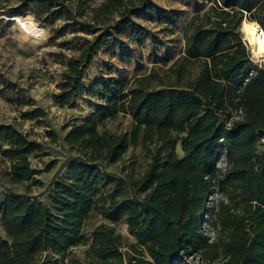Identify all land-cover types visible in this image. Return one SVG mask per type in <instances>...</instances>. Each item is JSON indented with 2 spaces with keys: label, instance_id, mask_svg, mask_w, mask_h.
I'll return each mask as SVG.
<instances>
[{
  "label": "trees",
  "instance_id": "16d2710c",
  "mask_svg": "<svg viewBox=\"0 0 264 264\" xmlns=\"http://www.w3.org/2000/svg\"><path fill=\"white\" fill-rule=\"evenodd\" d=\"M14 1L5 13L29 11L46 22L66 14L52 29L71 33L59 42L69 54L54 58L64 69L53 100L68 105L97 93L100 102L64 132L62 142L73 155L47 203L12 186L0 192V264H189L191 258L264 264V62L253 60L239 31L246 19L264 32V0H187L202 8L180 36L184 12L160 10L154 0L93 6L78 0L77 10L65 0ZM143 16L160 27L152 39L180 44L178 55L142 76L101 73L86 85V69L106 46L134 56L135 41L146 32ZM119 113L130 116L129 125L112 132L106 123ZM40 116L37 108L21 113ZM48 134L51 142L58 139ZM138 145L148 157L142 171L133 163L117 173L106 170ZM41 151L42 144L14 124L0 123V168L9 184L39 183L29 156ZM221 152L223 172L216 166ZM213 179L224 198L213 211L216 237L208 241L200 221ZM92 212L111 224L92 228L83 261L69 257ZM121 220L134 241L116 232Z\"/></svg>",
  "mask_w": 264,
  "mask_h": 264
},
{
  "label": "rangeland",
  "instance_id": "374dc122",
  "mask_svg": "<svg viewBox=\"0 0 264 264\" xmlns=\"http://www.w3.org/2000/svg\"><path fill=\"white\" fill-rule=\"evenodd\" d=\"M80 1L93 6L102 0ZM154 1L160 10L178 7L184 12L176 27L178 36H180V28L188 17L202 8V6H195L193 2L190 3L187 0ZM14 2V0L8 2L0 0V123L14 124L30 138L40 142L42 151L38 155L29 156L31 167L35 171L34 178L39 181L38 184L27 181L11 185L7 181L4 170L0 168V192L12 186L15 193L34 195L40 201L47 203L52 183L64 179V163L69 156L73 155L62 142L64 132L93 111L100 100L97 93L82 94L68 105H61L53 100L52 94L56 90L55 85L64 69L63 64L54 58L59 51L65 55L69 54L68 49L59 47V42L70 37L71 33L65 29L59 35L52 29L62 25L63 17L66 14H62L51 22H46L36 19L29 11L22 14L5 13L4 11ZM65 4L74 10L78 9V0H65ZM27 13L31 14L38 28L33 29V32L39 33V36L43 34V37L35 44L31 42L30 35L24 31L23 20L21 23L17 21V18L24 17ZM139 21L146 32L135 41L137 49L134 56L128 58L115 47L106 46L86 69L83 77V82L86 85L101 73L127 77L142 76L148 74L152 67L160 65L162 58L166 57L171 61L178 55L180 44L177 48H173L171 43L160 41L159 35L154 36L155 41L151 35L160 27L144 16ZM239 31L242 39H245L241 26ZM245 43L253 60L264 62V60L255 58L250 44L247 41ZM34 108L40 109L43 116L32 119L21 117L22 112ZM129 122V115L119 113L106 123V127L112 132H119L125 130ZM50 132L58 136L55 142H51L48 134ZM147 160L146 151L138 145L130 148L121 162L107 165L106 170L117 173L121 167L133 163L137 171H142ZM100 222L111 224L107 218H102L93 212L88 216L82 229L83 241L68 251L69 257L84 260V251L90 241L91 230ZM115 229L126 242H131L123 220L115 224ZM125 249L123 248V250ZM189 262V264H201L195 258L189 259Z\"/></svg>",
  "mask_w": 264,
  "mask_h": 264
},
{
  "label": "bare ground",
  "instance_id": "6f19581e",
  "mask_svg": "<svg viewBox=\"0 0 264 264\" xmlns=\"http://www.w3.org/2000/svg\"><path fill=\"white\" fill-rule=\"evenodd\" d=\"M22 20L23 27H25L24 31L30 35L31 42L35 44L43 37V34L39 36V33L33 32V29L37 28V25L35 24L31 14L27 13L24 17L17 18L19 23H21ZM240 26L244 34L245 41L250 43V49L253 56L259 60H264V33L260 29L259 24L256 21L244 19L241 21Z\"/></svg>",
  "mask_w": 264,
  "mask_h": 264
},
{
  "label": "built area",
  "instance_id": "2783aa9c",
  "mask_svg": "<svg viewBox=\"0 0 264 264\" xmlns=\"http://www.w3.org/2000/svg\"><path fill=\"white\" fill-rule=\"evenodd\" d=\"M229 124V122H227ZM216 166L223 172L226 168L224 152H221L216 160ZM220 176V175H218ZM215 180H212L210 192L205 201V209L201 216L200 232L207 237L208 241H213L216 237V228L212 224L213 211L216 209V204L224 195L217 189ZM197 260V259H196ZM198 262H200L198 260Z\"/></svg>",
  "mask_w": 264,
  "mask_h": 264
},
{
  "label": "crops",
  "instance_id": "0c3cea01",
  "mask_svg": "<svg viewBox=\"0 0 264 264\" xmlns=\"http://www.w3.org/2000/svg\"><path fill=\"white\" fill-rule=\"evenodd\" d=\"M176 152H177V154L179 155V156H182V150H181V148H180V144L179 143H177V145H176ZM126 224V223H125ZM130 236V235H129ZM131 237V236H130ZM131 241H134V239H133V237H131Z\"/></svg>",
  "mask_w": 264,
  "mask_h": 264
},
{
  "label": "water",
  "instance_id": "95a60500",
  "mask_svg": "<svg viewBox=\"0 0 264 264\" xmlns=\"http://www.w3.org/2000/svg\"><path fill=\"white\" fill-rule=\"evenodd\" d=\"M260 29H261V27H260ZM262 30V29H261ZM263 32V31H262ZM264 33V32H263ZM245 40V39H244ZM250 44V43H249Z\"/></svg>",
  "mask_w": 264,
  "mask_h": 264
}]
</instances>
